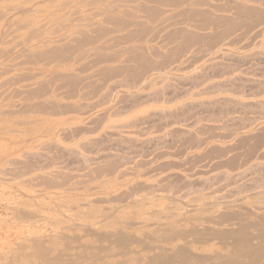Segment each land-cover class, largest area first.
<instances>
[{
	"label": "rangeland",
	"instance_id": "rangeland-1",
	"mask_svg": "<svg viewBox=\"0 0 264 264\" xmlns=\"http://www.w3.org/2000/svg\"><path fill=\"white\" fill-rule=\"evenodd\" d=\"M229 212L264 228V0H0V264L206 258Z\"/></svg>",
	"mask_w": 264,
	"mask_h": 264
},
{
	"label": "bare ground",
	"instance_id": "bare-ground-1",
	"mask_svg": "<svg viewBox=\"0 0 264 264\" xmlns=\"http://www.w3.org/2000/svg\"><path fill=\"white\" fill-rule=\"evenodd\" d=\"M90 37V36H89ZM67 46V45H66ZM60 49V48H59ZM58 49V50H59ZM69 49V48H68ZM55 51L54 55L55 58L57 59L58 57H62V53H66L65 51H62L61 49L59 51ZM136 50V49H134ZM137 50H142V49H137ZM59 52V53H58ZM136 52V51H135ZM142 52V51H141ZM44 54H46L47 52H44ZM42 53V54H43ZM138 53V52H137ZM140 53V52H139ZM138 53V54H139ZM40 54V53H39ZM42 54H40L41 56H43ZM59 54V56H57ZM40 55L37 54L38 58L40 57ZM51 54H48L47 58L48 59H51L52 56ZM64 55V54H63ZM26 56H30L29 54L26 55ZM33 56H36L33 54ZM36 56V57H37ZM50 56V58H49ZM139 56V55H138ZM136 56V57H138ZM144 56V55H143ZM45 58V57H44ZM46 58V59H47ZM55 58H52V59H55ZM141 58V56L139 57ZM143 58V57H142ZM141 58V59H142ZM43 60V58H41ZM144 59V58H143ZM33 60V59H32ZM140 60V59H138ZM243 209V208H242ZM245 209V208H244ZM237 212V210H235ZM247 212V211H246ZM250 212V211H248ZM247 212V213H248ZM226 213V212H225ZM223 213V215L225 214ZM230 213L229 212L227 215L229 218L232 217L233 218H236V219H239L238 217V214L240 216V213H238L237 215H232L230 217ZM245 213V214H247ZM249 214V213H248ZM225 215V216H226ZM254 215V214H253ZM262 215V214H261ZM218 216H222L221 215H218ZM224 216V217H225ZM226 216V217H227ZM249 216V215H248ZM247 217V216H246ZM258 217V216H256ZM264 217V215H263ZM228 218V219H229ZM260 218V217H258ZM262 218V217H261ZM209 219V218H208ZM255 220V219H254ZM260 220V219H259ZM263 220V219H262ZM206 221V220H205ZM224 221V220H223ZM220 220V222H223ZM225 221H227V219H225ZM224 221V222H225ZM257 221V220H255ZM261 221V220H260ZM264 221V220H263ZM219 222V223H220ZM218 223V224H219ZM259 223V222H258ZM236 224L237 227L233 228V229H229L227 231H209L207 232V236L209 235L210 237H215V238H218L221 240V245H222V248H224V251L225 253H215V254H212V255H209L208 257L206 258H197L195 256L192 255V253L186 248V247H183V246H180V247H177L175 249V251L173 253H170V254H166V253H157L156 255L153 256V259L154 261L152 262V264L154 262H157V263H154V264H163V263H166V262H172V261H175L177 260L180 264H187L190 260H193V259H200L199 261H206L208 262L207 264H264V228L263 227H260L259 229L256 230V232H252L249 230L250 227H253V226H257V223H255V225L253 223H251V221L249 220V218H245L244 219H239V222L238 223H234ZM208 228V227H207ZM206 229V228H205ZM203 229V231L206 232V230ZM220 229V228H219ZM202 230V229H201ZM226 230V229H225ZM199 231V230H198ZM197 231V232H198ZM103 232V231H101ZM191 232V231H190ZM189 232V233H190ZM193 232V231H192ZM200 232V231H199ZM202 232V231H201ZM205 232H203L205 234ZM107 233V232H106ZM185 233H187L185 231ZM195 235H200L199 233H196V232H193ZM202 233V234H203ZM95 234L99 236V233L95 232ZM101 234V233H100ZM113 234V233H112ZM111 234V235H112ZM118 234V235H117ZM191 234V233H190ZM204 234L201 236V237H204ZM102 235H104L102 233ZM102 235H100L102 237ZM107 235V234H106ZM109 235V236H108ZM107 236L110 237V234H108ZM114 235V234H113ZM140 235V234H139ZM179 235V234H178ZM64 236H68V235H64ZM105 236V235H104ZM104 236L102 238H104ZM116 240H117V246L119 248L121 247H124L127 242H128V235L126 237V235L124 234H121V233H116ZM133 236V235H131ZM177 236V235H176ZM186 236V235H185ZM206 236V237H207ZM69 237V236H68ZM97 237V236H96ZM99 237V238H101ZM108 237H105L107 238V241L110 242V239ZM130 237V236H129ZM135 236L129 238L130 240H133L135 239L134 238ZM173 237V236H172ZM98 238V237H97ZM138 238V237H137ZM136 238L135 242L138 241V239ZM175 238V237H174ZM109 239V240H108ZM164 239V238H163ZM200 239V237H199ZM202 239V238H201ZM211 239V238H210ZM129 240V241H130ZM112 241V240H111ZM113 241H115V239H113ZM141 241V238L140 240ZM113 243V242H111ZM128 244H130L128 242ZM141 244H145V243H141ZM163 245V244H162ZM148 246V245H147ZM145 246V247H147ZM87 247V246H86ZM95 247V246H94ZM153 247V246H152ZM149 246V248H152ZM101 248V247H100ZM103 248V246H102ZM102 248L100 250H102ZM104 248H107V247H104ZM144 248V247H143ZM226 248H229L228 250ZM108 249V248H107ZM165 249V248H164ZM99 250V248H98ZM161 251V250H160ZM100 252V251H99ZM65 253V252H64ZM116 253V252H115ZM119 252H117L118 254ZM66 255V254H65ZM68 255V254H67ZM77 255V254H76ZM106 255V254H105ZM44 256V255H43ZM98 256V254H97ZM198 256V255H196ZM205 256V255H203ZM96 257V255H95ZM100 257V256H99ZM43 258V257H42ZM58 257L56 258H53V259H57ZM98 258V257H97ZM95 258V259H97ZM65 259V258H64ZM69 259V258H68ZM140 261V259H138ZM137 261V260H136ZM150 262V260H149ZM148 262V263H149ZM73 262L72 261H65V262H59L58 264H72ZM8 264V263H7ZM119 264H122V263H119ZM147 264V263H146ZM197 264V263H196ZM202 264V263H201ZM204 264V263H203Z\"/></svg>",
	"mask_w": 264,
	"mask_h": 264
}]
</instances>
